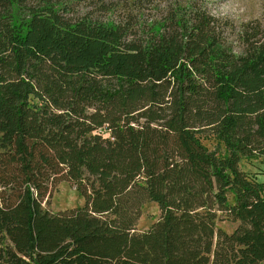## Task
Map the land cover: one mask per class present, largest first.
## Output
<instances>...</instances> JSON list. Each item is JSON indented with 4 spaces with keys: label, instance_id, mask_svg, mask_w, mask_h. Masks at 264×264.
Segmentation results:
<instances>
[{
    "label": "trees",
    "instance_id": "16d2710c",
    "mask_svg": "<svg viewBox=\"0 0 264 264\" xmlns=\"http://www.w3.org/2000/svg\"><path fill=\"white\" fill-rule=\"evenodd\" d=\"M29 3L0 0V264H264L241 168L264 159L261 23L239 53L195 5L140 27ZM63 182L84 203L52 212Z\"/></svg>",
    "mask_w": 264,
    "mask_h": 264
},
{
    "label": "rangeland",
    "instance_id": "374dc122",
    "mask_svg": "<svg viewBox=\"0 0 264 264\" xmlns=\"http://www.w3.org/2000/svg\"><path fill=\"white\" fill-rule=\"evenodd\" d=\"M45 0H30L28 7ZM66 5L68 16L80 18L91 15L103 21L125 22L131 15H138L140 27L146 23L160 21L165 18L170 10L177 7L206 8L212 15L226 23L224 36L227 38L235 51L243 50L242 38L246 31L256 30L257 23L264 27V0H61ZM104 5V6H103ZM26 6L22 9L26 11ZM104 9V10H103ZM139 27V26H138ZM138 27H135L137 30ZM264 32V28L260 33ZM204 143L211 149L215 148L213 140ZM242 170L248 177L262 184L264 190V159H244L241 162ZM84 200L76 192V189L67 182L57 186L49 204L45 207L52 212L73 209L82 206ZM160 211L156 203L150 202L142 208V215L136 231L143 233L157 222ZM228 233H231L236 225L223 222L220 224Z\"/></svg>",
    "mask_w": 264,
    "mask_h": 264
}]
</instances>
